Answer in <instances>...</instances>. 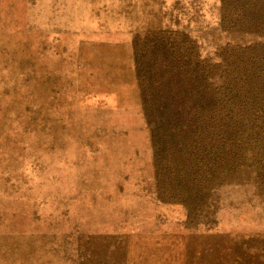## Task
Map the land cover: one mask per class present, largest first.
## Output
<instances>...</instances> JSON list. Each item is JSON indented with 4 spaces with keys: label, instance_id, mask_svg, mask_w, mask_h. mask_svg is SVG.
I'll return each mask as SVG.
<instances>
[{
    "label": "rangeland",
    "instance_id": "obj_1",
    "mask_svg": "<svg viewBox=\"0 0 264 264\" xmlns=\"http://www.w3.org/2000/svg\"><path fill=\"white\" fill-rule=\"evenodd\" d=\"M221 12L0 0V264H264V104L187 203L159 192L136 75L134 40L151 32L184 33L214 64L264 41Z\"/></svg>",
    "mask_w": 264,
    "mask_h": 264
},
{
    "label": "trees",
    "instance_id": "obj_2",
    "mask_svg": "<svg viewBox=\"0 0 264 264\" xmlns=\"http://www.w3.org/2000/svg\"><path fill=\"white\" fill-rule=\"evenodd\" d=\"M221 9L225 29L264 36V0H221ZM134 46L159 192L171 186L189 203L208 168L231 164V146L264 104V41L228 46L216 64L178 31L151 32Z\"/></svg>",
    "mask_w": 264,
    "mask_h": 264
},
{
    "label": "bare ground",
    "instance_id": "obj_3",
    "mask_svg": "<svg viewBox=\"0 0 264 264\" xmlns=\"http://www.w3.org/2000/svg\"><path fill=\"white\" fill-rule=\"evenodd\" d=\"M248 187V186H247ZM252 192V191H251ZM242 197V196H241ZM246 198V197H245ZM88 258V257H87ZM87 261V260H86Z\"/></svg>",
    "mask_w": 264,
    "mask_h": 264
}]
</instances>
